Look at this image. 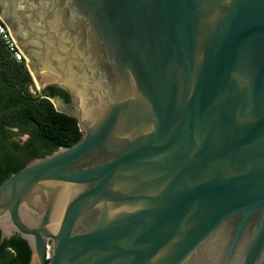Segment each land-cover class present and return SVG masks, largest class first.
<instances>
[{
    "label": "water",
    "instance_id": "95a60500",
    "mask_svg": "<svg viewBox=\"0 0 264 264\" xmlns=\"http://www.w3.org/2000/svg\"><path fill=\"white\" fill-rule=\"evenodd\" d=\"M0 16L82 132L0 182L1 241L25 239L29 264H264V0Z\"/></svg>",
    "mask_w": 264,
    "mask_h": 264
},
{
    "label": "trees",
    "instance_id": "16d2710c",
    "mask_svg": "<svg viewBox=\"0 0 264 264\" xmlns=\"http://www.w3.org/2000/svg\"><path fill=\"white\" fill-rule=\"evenodd\" d=\"M0 79L1 182L32 159L74 145L82 132L76 118L58 111L48 97L33 98L29 90L32 75L24 64L14 60L1 38ZM12 127H19L20 133L29 132L30 137L24 143L10 140ZM31 254L25 239L14 235L1 241L0 231V264H29Z\"/></svg>",
    "mask_w": 264,
    "mask_h": 264
},
{
    "label": "flooded vegetation",
    "instance_id": "af4514ba",
    "mask_svg": "<svg viewBox=\"0 0 264 264\" xmlns=\"http://www.w3.org/2000/svg\"><path fill=\"white\" fill-rule=\"evenodd\" d=\"M6 24V23H5ZM7 25V24H6ZM8 26V25H7ZM9 28V26H8ZM25 55V54H24ZM26 57V56H25ZM28 61V60H27ZM28 71L30 72L31 74V70H35L37 69L36 66L34 64H28ZM32 75V74H31ZM33 78V77H32ZM2 79H0V82H1ZM33 82L35 83V86H36V89H37V94L33 95V98H37V99H41V98H44V97H48V98H53L58 104L59 106L63 109V110H68V109H71L72 107V103H71V100H70V96L68 95L67 97L64 96V91L61 90L60 88L56 87V86H48L44 89L43 91V96L41 97L40 96V88L38 87L37 85V81L34 80L33 78ZM32 84H30L31 86ZM29 86V87H30ZM32 92V90H30ZM66 93V92H65ZM50 95V96H49ZM28 99V98H27ZM29 100H32V99H29ZM19 107V106H18ZM16 129L17 131L15 132L18 133V134H22V135H27V137L29 138L30 137V134L29 132H25V133H20V128L19 127H12V129ZM27 141V140H26ZM25 141V142H26ZM24 143V142H23Z\"/></svg>",
    "mask_w": 264,
    "mask_h": 264
},
{
    "label": "built area",
    "instance_id": "2783aa9c",
    "mask_svg": "<svg viewBox=\"0 0 264 264\" xmlns=\"http://www.w3.org/2000/svg\"><path fill=\"white\" fill-rule=\"evenodd\" d=\"M0 38L7 50L12 54L15 61L24 64L28 68V61L14 40L10 29L0 16Z\"/></svg>",
    "mask_w": 264,
    "mask_h": 264
},
{
    "label": "rangeland",
    "instance_id": "374dc122",
    "mask_svg": "<svg viewBox=\"0 0 264 264\" xmlns=\"http://www.w3.org/2000/svg\"><path fill=\"white\" fill-rule=\"evenodd\" d=\"M29 90H32V92L30 91L32 94H34V95L37 94V89H36L34 82L29 87ZM53 103H54L55 107L60 108L54 100H53ZM16 131L17 130L15 128L11 130L12 134H11L10 140H16V141H19L20 143H23L28 139L27 135H22V134H18V133L15 134Z\"/></svg>",
    "mask_w": 264,
    "mask_h": 264
}]
</instances>
